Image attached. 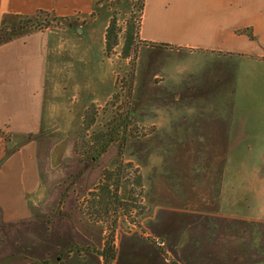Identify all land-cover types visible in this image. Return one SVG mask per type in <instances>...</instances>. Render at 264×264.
Instances as JSON below:
<instances>
[{
	"label": "crops",
	"instance_id": "obj_1",
	"mask_svg": "<svg viewBox=\"0 0 264 264\" xmlns=\"http://www.w3.org/2000/svg\"><path fill=\"white\" fill-rule=\"evenodd\" d=\"M92 6V0H0V264H63L65 259L70 264H102L99 252L104 245V228L84 214L82 197L77 201L59 191L63 196L57 204L48 200L58 193L60 181L48 183L43 177L55 167L53 149L45 152L36 139L66 130L63 125L69 116L70 122L72 117L80 120L84 106L105 100L108 90L100 94L99 86L89 82L85 88L89 99L79 85L76 107L69 111L62 88L45 85L47 58L51 45L71 44L75 52L84 38L78 33L65 36L67 31L73 32L70 29H62L63 36L52 38L49 30L18 27L22 18L33 17L38 11L81 15L90 14ZM139 38L171 45L145 44L138 50L139 56L145 55L147 66L151 65L145 83L156 85L163 98L161 105L149 104V116L137 120L153 126L151 134L193 133L191 127L184 126V112L173 111L168 102L180 92L176 85H184L181 89L190 94L199 93L200 85H208V97L186 100L192 106L222 105L217 121L215 116L203 117L207 144L222 154V183L212 194L170 197L172 203H179L174 204L178 210L173 212L177 230L186 224L196 233L202 229L201 219H210L209 229L216 226L220 231L226 219L234 218L230 228L235 231L233 240L223 236L232 242V260L245 243L254 251L250 264H264V0H145ZM217 85L218 89L222 85V94L216 97L212 89ZM190 178L195 185L193 175ZM207 179L212 177L204 181ZM221 184L226 188L221 189ZM144 200L143 232L134 227L122 231L116 226L115 249L122 244L126 264L130 251L141 246L146 247L152 264L167 263L160 256L167 252L173 255L174 248L162 239L154 244L156 237L149 229L151 220L158 216L156 211L149 213L150 200L145 195ZM222 201L249 206L237 213L222 211ZM54 206L58 208L55 216ZM69 214L75 224L73 240L63 225ZM71 240L73 248L68 250ZM195 240L191 255L199 258ZM208 250L218 255L211 245ZM118 258L115 255L111 264H118Z\"/></svg>",
	"mask_w": 264,
	"mask_h": 264
},
{
	"label": "rangeland",
	"instance_id": "obj_2",
	"mask_svg": "<svg viewBox=\"0 0 264 264\" xmlns=\"http://www.w3.org/2000/svg\"><path fill=\"white\" fill-rule=\"evenodd\" d=\"M133 3L134 0H121L119 4H115L114 0H103L98 6H92V11L95 12L93 16L90 15L91 13H82L80 15L78 12L70 14V16H59L53 12L42 11L33 17L20 20V23L23 24L21 28L29 31L49 30V36L52 38L63 36L65 32H62V29L73 30V32L67 31L65 33L67 37L70 33H78L84 38L80 44L81 47L75 52L71 44L67 45L71 48L65 45L61 47L51 45L47 58L45 85H57L62 88L61 91L65 93V104L69 111L76 107L79 85L82 86L83 93L89 99L90 95L85 90L86 87L90 86L89 82H92V85L99 86L98 92L100 94L102 93L101 91L108 90V96L105 100L90 101L84 106L81 111V121L72 117L70 122L69 116L68 122L65 126L63 125L66 130L61 128V132H55L57 135L52 133L50 137L36 139L40 148L43 147L45 152L48 148L53 149L51 154L52 162L56 168L58 167L57 169L55 167L52 168L51 174H43L48 183L55 180L60 181V186L56 189L58 193L52 194L48 200H54L57 204L58 199L63 196H60L59 191H64V195L69 193L71 197H76H73V199L77 201L82 197L80 207L84 209L85 215L91 211L95 212L97 209L101 210L100 204H95V202L92 205V197L87 196V193L90 191L88 189L98 182L103 168H109L114 165L118 151L117 143H112L103 154L98 158H94L76 154L73 151V142L78 132L82 141L88 140L93 133L105 130L111 118L130 109V127H133V133L131 132L133 135L125 143L120 157L125 162H132L141 175L142 195L140 197L141 200L137 199L138 201H136L141 203L144 209L139 212V208H134L135 202L128 200L129 213L126 212L125 215L120 213L118 215L117 228L127 231L134 227L139 228L143 232L142 220L147 213L145 195L151 202L148 203L149 213L156 211V216H158L156 220H151L150 222V234L156 237L154 244L157 245L159 240L162 239L163 243L168 247L174 248L173 255L167 252L166 255L162 254L163 256H160L167 261V263L163 264H223L224 262H226L225 264H234L235 260H237L235 263L250 264L254 251L249 246L244 243L242 250H240L237 258L233 261L231 257L233 253L229 249L232 246V242L224 239V237L230 240L234 238L235 231L230 229L234 226V218L226 219V224L222 223L220 231L216 226L209 229L207 220L209 221L210 219H201V222H203L201 224L202 229L196 233H193L192 228L186 224L182 227L178 226L180 229L177 230L178 219L173 212L178 210L174 207V204L177 206L179 203H172L170 197L186 194H212L215 190L218 192L219 185L222 183V180L220 181L222 178V154L218 155L212 151L214 148H210L209 144H207L209 139L204 137L206 132H203V126L206 123L203 117L215 116L217 121V118L222 116V105L217 104L213 107L205 108L192 106L186 100L195 96V98L208 97L207 94L209 92L206 89L208 85H200L199 93L192 94L182 90L185 87L184 85H176L180 92L175 93L174 98L168 99V102H171L173 111L184 112V118L182 119L185 121L184 126L191 127V132L193 133L188 135L175 131L174 134H177L175 136H171V134L170 136L164 135L161 132L151 134L155 129L153 126L138 123L137 120L140 116H145L146 114L149 116V104L161 105L163 98L161 93L157 91L158 89L154 88L156 85L145 83V75L150 71L151 65L147 66L144 54L139 56V47L135 57H133L132 49L136 40H134V44L131 47L124 48V37L128 28L126 19L129 18L133 22L137 18L135 8L132 6ZM112 10L117 11V27L120 31L117 33V44L109 54H106L104 33ZM128 30L127 34L131 32L130 29ZM70 49L71 51L69 52ZM125 53H128L127 55L129 56ZM123 54L127 57H123ZM131 71L134 73V79L130 91L131 94L128 96L125 90L126 87L124 88L123 85H127L128 75ZM218 86L216 89H212L215 90L213 94L216 97L219 92L222 94V85L220 89H218ZM91 104L96 106L94 109L95 121L90 125L85 124V127L79 130L83 124L84 111ZM169 109L171 110V107ZM122 174V177L125 176L122 178L123 180H125L127 175H130L132 179H128L126 183L120 185L121 199H126V194L130 187L134 193L132 199H136L138 186L134 182L133 173L129 168H125V173ZM190 175H193L195 185L192 184ZM209 176L212 179L204 181ZM202 179V184H198ZM133 184L134 186H132ZM220 187L221 189L222 187L226 188L222 184ZM95 199L97 200L98 198L96 197ZM197 204L204 205V202ZM248 206V203L222 201V211L237 213L240 210H247ZM69 207L70 205L68 204L67 208ZM54 208L52 215L55 216L58 215V208L57 206H54ZM67 211L70 212V210ZM88 218L90 219V217ZM111 219L112 217H108V221ZM212 220L216 223L214 219ZM73 222L74 218L69 214L63 223L64 226L68 227L67 236L72 240L74 239L73 231L75 228ZM98 222L101 223L106 231L107 222L104 220ZM225 228H228L226 233L224 231ZM246 236L245 234L243 235L244 238ZM193 239H196L195 243H199V258H193L191 255L190 249ZM72 240L67 245L68 250L73 248ZM210 245L213 249L216 248L218 255L215 253L210 254L208 250ZM120 247L115 249L116 257H119L118 264H126L124 261L126 252L122 244ZM146 250V247L141 246L136 250L130 251L127 264H152L148 259ZM159 263L157 262V264ZM63 264L70 263L65 259Z\"/></svg>",
	"mask_w": 264,
	"mask_h": 264
},
{
	"label": "trees",
	"instance_id": "obj_3",
	"mask_svg": "<svg viewBox=\"0 0 264 264\" xmlns=\"http://www.w3.org/2000/svg\"><path fill=\"white\" fill-rule=\"evenodd\" d=\"M102 1L103 0H92L93 6H98ZM120 2L121 0H114L115 4H119ZM144 4L145 0H134L132 6L133 8H135L136 11V21L131 22V19H126V25L128 28L126 29V35L124 37V48L131 47V45L134 44V40H136L134 48L132 49L133 57H135L137 49L140 45L150 44L152 46L164 48L171 46L166 43L146 42L139 38V27L144 10ZM39 12L42 11H38L37 13ZM116 12L117 11L112 10L111 15L108 17V23L104 33V44L106 54H109L112 48L117 44V33L120 31V29H118L117 27ZM94 14L95 12L92 11L90 15L93 16ZM19 27H23V24L20 23ZM128 29H130L131 32L127 34ZM1 37L2 36H0V38ZM125 54L127 55L128 53ZM127 56L123 54V57ZM133 79L134 73L131 71L128 75L127 85H123L124 88L126 87L125 90L128 96L131 94L130 91L132 88ZM95 107L96 106L94 104H91L88 108L85 109L83 116V124L79 128V130L83 129L85 127V124L90 125L95 121ZM130 116L131 111L130 109H127L124 113L118 114L115 117L111 118L110 122L106 126V129L95 133L96 136L93 133L94 135L92 134L88 140L82 141L79 136L80 133L78 132V135L74 139V151L76 154L87 155L94 158H98L101 154H103L107 150L109 145H111L112 143L115 142L118 146L117 158L115 160L114 165L109 168H103L98 182L87 193V196L92 197V205H94L95 202V204H100L101 210L97 209L95 210V212L91 211L86 216L90 217V219L94 221L102 222L104 220L105 222H107L105 226L106 231L104 235V245L101 251L99 252L102 257V264H111L112 261L115 259V230L117 225V219L120 213L124 215L126 214V212L129 213L128 200H132L135 202L134 208H139V212L144 209L141 203H137V199L141 200L140 197L142 195L141 175L138 173L137 168L133 166L132 162H125L120 157L121 151L125 143L127 142L128 138L133 135V127H130ZM125 168H129V170L133 173L134 182L138 186V193L136 199H132L134 193L133 191H131V187L127 191L126 199H121L122 194L120 190V185L126 183L128 179H132L130 175H127L125 180L122 179L125 177H122V173H125ZM132 186H134V184ZM96 197L98 198L97 200L95 199ZM81 209L84 212V209ZM108 217H112V219L108 221Z\"/></svg>",
	"mask_w": 264,
	"mask_h": 264
}]
</instances>
